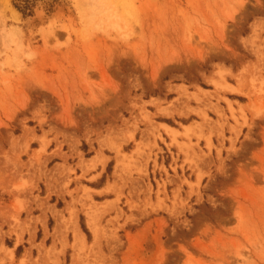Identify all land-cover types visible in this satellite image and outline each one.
Instances as JSON below:
<instances>
[{
	"label": "rangeland",
	"instance_id": "obj_1",
	"mask_svg": "<svg viewBox=\"0 0 264 264\" xmlns=\"http://www.w3.org/2000/svg\"><path fill=\"white\" fill-rule=\"evenodd\" d=\"M1 259L264 264V0H0Z\"/></svg>",
	"mask_w": 264,
	"mask_h": 264
},
{
	"label": "bare ground",
	"instance_id": "obj_2",
	"mask_svg": "<svg viewBox=\"0 0 264 264\" xmlns=\"http://www.w3.org/2000/svg\"><path fill=\"white\" fill-rule=\"evenodd\" d=\"M80 246V245H79ZM78 247V246H77ZM3 261V259L0 260V263Z\"/></svg>",
	"mask_w": 264,
	"mask_h": 264
}]
</instances>
